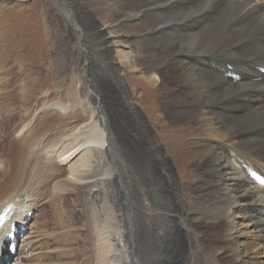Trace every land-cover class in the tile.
Segmentation results:
<instances>
[{"label":"bare ground","instance_id":"obj_1","mask_svg":"<svg viewBox=\"0 0 264 264\" xmlns=\"http://www.w3.org/2000/svg\"><path fill=\"white\" fill-rule=\"evenodd\" d=\"M53 1L75 31L61 67L71 89L63 93L62 81L57 101L14 113L15 92L21 101L26 89L32 99L42 90L33 82L19 91L25 75L0 72L5 226L26 225L44 204L68 214L67 226L83 221L91 247L53 249L64 264H259L251 261L264 258V75L256 69L264 0ZM124 71L140 79L153 71L151 83L166 93L162 138L146 132Z\"/></svg>","mask_w":264,"mask_h":264},{"label":"rangeland","instance_id":"obj_2","mask_svg":"<svg viewBox=\"0 0 264 264\" xmlns=\"http://www.w3.org/2000/svg\"><path fill=\"white\" fill-rule=\"evenodd\" d=\"M53 2V0H18L16 2L17 4L14 5L12 4V2L3 3L0 1V72L4 73L7 69L13 67V75L16 71H20L21 74H24L25 77L21 78L15 85V88L19 87V91L23 84H29L33 82L35 83V89L42 90L40 94L35 96V99H32L33 91L31 89H26L23 92V99H21V101L20 96L17 92H15L14 94L16 95L17 104L16 108L14 107L12 109L14 113H17L18 110L28 111L33 104L35 107H38L39 101H47L50 96H53L57 101L59 94L56 91V86L61 84L62 81L64 83L61 90L63 91V93L71 89L70 87H68L69 84L66 83L68 82L66 80L67 77L62 76L64 71L61 67L64 63V60L69 56H72L71 52L68 51L67 45L69 43L68 37L70 34L73 35L72 31L74 30L73 27L68 25L69 22L67 17L61 15L60 10L57 9ZM56 11H59L58 14ZM54 12H56V15L60 19L59 25L61 24V27H63L64 29H60L59 27H57ZM66 26L69 28H67ZM69 29H71L72 31H69ZM120 30H122V28H120ZM75 42V40L71 41L73 47H75ZM138 48V50H140V56H136L135 59L139 63V61L142 62L144 60V54L141 51L142 48L140 46ZM114 51H116V49H114ZM80 54L82 55L83 51H81ZM27 58L29 60L26 62ZM25 66L27 67L26 69H24ZM118 71H120V69ZM150 74H153V76L148 77ZM154 78L155 74L153 71L148 73L145 78L141 79L129 71H124V79L127 83L131 99L142 111V117L149 127V130H146V132L149 133L150 137H152V135L154 134L162 138L168 131V128L166 127L168 120L162 111V108L165 107L167 97L166 93L162 90L159 84L153 85L151 83ZM144 92H146L143 99L144 101H140V98L144 94ZM171 104L172 110L176 112H185L186 110V107L181 103L172 101ZM26 115H28V112ZM26 115H22V118ZM3 152L4 151L0 150V158ZM120 159L124 161V163L126 162L128 166H130L126 161V158L120 157ZM64 167H66V164H64L63 168ZM131 170L134 172V169L132 167ZM198 170L202 169H200L199 167ZM135 176L139 179L137 173ZM183 179L188 180L187 182L192 181L191 178ZM139 185L140 192L144 195H148L151 189H149L146 184H142L139 182ZM71 199H73V197H71ZM72 202H70V204H72ZM38 208L33 211L32 217H30V223H28L27 225L30 230L27 234V237H29V242H27L26 246H28V243H30V241L32 243L22 254V258L24 259L23 264H46L49 261L47 257L52 258V256H54L53 259H50L52 260V262H54V264H64V261L65 263H68L69 261L67 259L66 261L65 258L57 256V253L59 254V252H57L58 249L61 252V250L63 251L64 249L71 250L74 247V249H77L79 247L81 248L82 246L87 247V249L89 250L91 246L88 247L89 243L88 245L86 244L87 242H89L87 239H89L90 236L86 239H83V237H81L85 236V233H82V231L85 230V228H82L83 221L80 223V225H78L79 223L75 222L76 224L74 223L72 226H67L69 224L65 222V219L69 218L68 214H63L62 211H55L49 204H44L42 206H39ZM52 209L54 211H52ZM170 211L174 212L177 215V212L175 210L170 209ZM158 214L159 213H154L153 215ZM77 216L83 219V213H79ZM177 218L181 220V217L178 215ZM46 221H48L47 225ZM59 222L62 223L59 224ZM75 225L78 226L76 228L77 230L75 229ZM37 229H39L40 232H38ZM71 230H75V233L72 231L71 234ZM44 231L47 233H45ZM74 235L76 237L79 236L80 239H82L81 242L77 239H75V241L73 239L76 238L74 237ZM76 244L78 246L80 244V246L78 247ZM53 249L57 253L54 254L53 252L51 254L50 252H52ZM146 250L147 249H144L143 251L145 252ZM254 257L255 258H253L251 262L258 261L260 262L259 264H264V258L261 259V257ZM226 262V264H235L228 259L226 260Z\"/></svg>","mask_w":264,"mask_h":264},{"label":"water","instance_id":"obj_3","mask_svg":"<svg viewBox=\"0 0 264 264\" xmlns=\"http://www.w3.org/2000/svg\"><path fill=\"white\" fill-rule=\"evenodd\" d=\"M1 1V0H0ZM18 0H11V1H6V2H3V1H1V2H3V3H11L12 2V4H15L16 2H17Z\"/></svg>","mask_w":264,"mask_h":264}]
</instances>
